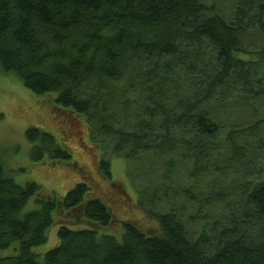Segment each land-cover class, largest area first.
I'll use <instances>...</instances> for the list:
<instances>
[{
	"label": "trees",
	"instance_id": "trees-1",
	"mask_svg": "<svg viewBox=\"0 0 264 264\" xmlns=\"http://www.w3.org/2000/svg\"><path fill=\"white\" fill-rule=\"evenodd\" d=\"M0 69L64 122L85 117L99 173L112 182L124 157L155 223L107 233L118 215L97 159L69 164L82 180L58 198L0 156V250H18L0 264H264V0H0ZM25 135L33 163L71 160L52 133Z\"/></svg>",
	"mask_w": 264,
	"mask_h": 264
},
{
	"label": "rangeland",
	"instance_id": "rangeland-1",
	"mask_svg": "<svg viewBox=\"0 0 264 264\" xmlns=\"http://www.w3.org/2000/svg\"><path fill=\"white\" fill-rule=\"evenodd\" d=\"M53 96L55 98L56 94ZM66 112L55 101L53 103L52 99H47L45 95L36 94L27 88L16 74L3 73L0 69V156L7 162L10 176L21 185L36 182L44 195L55 194L61 198L82 180L79 169L70 168L69 164L74 165L78 161L85 169L94 171V163L97 159L95 172L105 181L98 185V190L101 194L107 190V194L103 196L107 201L102 200L108 206L112 205L118 215L116 223L107 233L121 238L122 221L127 219L137 220L150 230L155 225L154 221L138 207V189L141 181H132L126 159L122 156L111 158L112 182L117 183L116 189L113 190L112 186L109 187L112 182L106 180L98 171L101 154L92 144L88 129L84 138L85 117L82 116L84 122L82 118L68 115L64 122L58 115ZM30 127H39L56 136L59 142L71 150V160L62 165L49 162L33 163L29 156L31 143L25 135ZM37 198L36 195L31 197L26 206L27 211L39 208ZM119 218L121 223L118 222ZM84 227L87 226L85 224L71 226L73 229ZM58 231V224H54L47 231V241L33 248V253L39 259H43L48 251L59 244ZM16 248L12 245L8 249L0 250V258L17 255Z\"/></svg>",
	"mask_w": 264,
	"mask_h": 264
}]
</instances>
